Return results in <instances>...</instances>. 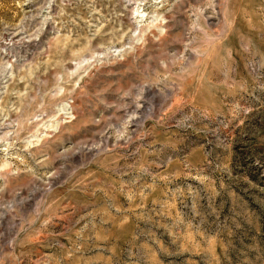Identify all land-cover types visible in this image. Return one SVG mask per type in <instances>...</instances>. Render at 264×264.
Here are the masks:
<instances>
[{
	"label": "rangeland",
	"instance_id": "obj_1",
	"mask_svg": "<svg viewBox=\"0 0 264 264\" xmlns=\"http://www.w3.org/2000/svg\"><path fill=\"white\" fill-rule=\"evenodd\" d=\"M0 264H264V0H0Z\"/></svg>",
	"mask_w": 264,
	"mask_h": 264
}]
</instances>
